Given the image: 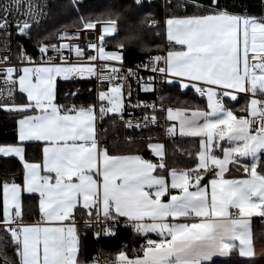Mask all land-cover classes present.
Masks as SVG:
<instances>
[{
    "label": "snow or ice",
    "instance_id": "snow-or-ice-1",
    "mask_svg": "<svg viewBox=\"0 0 264 264\" xmlns=\"http://www.w3.org/2000/svg\"><path fill=\"white\" fill-rule=\"evenodd\" d=\"M132 7L143 8L141 0ZM240 7L187 0L186 14L168 13L163 21L166 50L135 69L123 67L125 41L139 40L135 33L111 50L105 45L120 35L119 12L107 19L79 16L75 30L65 28L57 43H38L39 58L22 46L18 65L8 55L0 57V111L17 117L14 139L0 143V157L21 164L19 180L15 175L0 180V231L6 237L0 244L10 242L14 253L4 264H96V257L81 258L77 212L86 227L97 229L96 237L114 234L121 219L145 237L132 255L122 248L108 264H215L214 257L234 252L254 257L250 221L264 218V15ZM42 15L43 5L35 0H3L0 32L10 36L14 20L17 33L28 35ZM144 22L160 26L151 16ZM91 30L96 39L81 47V36ZM142 69L153 75L139 76ZM77 76L97 77L95 103L59 102L58 78ZM133 77L142 91H156L159 78L169 87L191 89L206 105L165 107L163 96L160 103L132 105ZM241 95L245 105L229 107ZM126 107L151 109L142 117L151 123L162 112L166 135L198 139L188 153L192 165L169 167L165 146L152 137L145 145L151 158L110 151L97 121L115 114L127 128L142 127L131 114L124 121ZM31 143L40 145L39 157H29ZM233 166L237 175L231 174ZM26 194L35 197L39 219L33 222L25 221ZM152 234L155 239L148 238Z\"/></svg>",
    "mask_w": 264,
    "mask_h": 264
},
{
    "label": "trees",
    "instance_id": "trees-1",
    "mask_svg": "<svg viewBox=\"0 0 264 264\" xmlns=\"http://www.w3.org/2000/svg\"><path fill=\"white\" fill-rule=\"evenodd\" d=\"M208 3V0H205ZM134 0H52L49 8V16L47 19L31 28L32 41L29 39L28 48H33L39 42L51 43L54 41L56 33L63 27L74 28L78 24L79 16H92L93 18L100 17L107 19L108 14L121 13L120 35L116 39L105 41L106 47L111 50L117 40L123 39L129 32L135 33L139 40L132 43H126L125 59L126 63H134L137 60L158 52L159 49L167 48V41H164L163 21L164 16L168 13L184 15L185 6L176 0H168L166 3L167 10L163 14V2L161 0H152L149 3H144L143 8L132 7ZM222 5H236V11H242L240 5L245 6L248 11L254 15H264V0H221ZM187 14H191L194 9L190 6L186 9ZM151 16L153 19L160 22L159 27H149L144 22L145 17ZM35 41H34V39ZM162 95L165 100L173 106L180 102H187L192 105H205V99L197 96L191 89L181 90L179 87H169L162 83ZM58 97L60 103H80L90 102L93 99V85L90 80H73V79H58ZM76 92L75 96L66 94ZM19 99V96H17ZM245 105V97L241 95L239 103L229 104L238 110ZM17 117L4 111H0V143L11 142L15 136ZM155 134L157 141L161 142L166 149L167 163L169 167H190L192 165L191 158L188 153L194 151L198 145V139L190 137H182L180 135L167 136L163 138L160 130L148 129L143 130L138 134H133L130 141L125 140L126 130L118 121V116L110 114L105 116L101 121L100 138L108 146L110 151L116 154L137 152L139 151L145 158H151V153L146 149L145 145L148 142V135ZM140 135V137L138 136ZM153 140L152 142H154ZM29 157L40 156V145L31 143L28 145ZM20 162L15 158L0 157V180L6 176L15 175L20 179L19 170ZM232 175H237V170L233 166L231 169ZM206 183V181H205ZM25 221H35L39 219V214L36 211L35 197L25 195ZM77 214H81L77 212ZM79 230L83 239L82 259L85 262L91 261L95 256L106 258L109 261L114 260L115 253H118L122 248L129 255H132L133 249H139L145 242V237L136 233L132 226L121 227L117 226L112 235L101 236V239L94 237L93 231L89 228H84L79 225ZM251 231L253 242L257 243L264 241V220L261 217L252 219ZM148 238L154 239L151 235ZM6 239L5 234L0 231V240ZM13 247L11 243L6 245L0 244V264H4V258L9 260L13 258ZM215 264H264V257L246 258L240 257L238 253H232L230 256L223 258H214Z\"/></svg>",
    "mask_w": 264,
    "mask_h": 264
},
{
    "label": "built area",
    "instance_id": "built-area-1",
    "mask_svg": "<svg viewBox=\"0 0 264 264\" xmlns=\"http://www.w3.org/2000/svg\"><path fill=\"white\" fill-rule=\"evenodd\" d=\"M51 1L52 0H35L36 3L43 5V15L39 17L38 22L35 23L34 25L40 24L47 19V17L49 16V8H50ZM151 1L152 0H141V4L149 3ZM161 1L163 2V4H165V2H168V0H161ZM176 1L180 2L182 4V6H185L187 3V0H176ZM198 2L203 3V4H207V3H205V0H198ZM0 3H3V0H0ZM166 10L167 9H164V12ZM19 18L21 20H23L24 16L20 15ZM14 23H15V21L13 20V27H11L9 29V31L11 33L10 36L6 37L2 32H0V57L8 55L10 57V63L18 65L20 63V52H21L20 46H22L23 50L27 53V55L32 56L33 58H39L40 54L37 50V45L34 46L32 49L28 48L26 45L28 44L29 34L28 35L18 34L17 31L15 30ZM64 30H65V28H61L56 33L55 37H58L59 33L64 31ZM67 30L71 32V31H74L75 29L67 28ZM94 33H95V30H91V31H89V33L87 35H82L80 38V41H79L80 46L85 47L88 41H94L96 39V35ZM51 43H57V39L54 38V41ZM86 51H89V54H92V55L96 54L94 51H91V50L86 49ZM155 54H157V52L151 53L150 55H155ZM49 55H52V53H49ZM64 55H65V57H67L69 60H71L73 62L77 60V57L74 53H69L68 51H65ZM148 56H145L144 58L137 60L134 63L123 62V67L125 69H135L136 66L141 61H146ZM100 68H101V65L98 63L97 64V70L99 71ZM138 75L141 77L147 78L148 76L153 75V73L142 69L139 71ZM70 79H73V80H79V79L90 80L92 82V85H93V99H92V101H90V102L84 101V102H80L77 104H89V103H95L96 102V96H97L96 86L99 83L96 76H84V77L77 76L75 78L70 77ZM129 83L131 84V88H132V97H131V101H130V103L132 105H136L138 101H145L148 104H152L153 102L160 103L159 97H161L163 95H162V84H161L159 78H157L156 91H153V92L142 91L140 89V87H138V82H137L135 77L131 78ZM3 87H4L3 85H0V88H3ZM196 95L199 96V94H196ZM169 105H171V104L167 103L164 100V106L167 107ZM145 112H148L150 115L151 109H146V108H142V107L141 108L126 107V110L124 112V121H127L129 119V114H131V117H132V120L134 123L136 122L137 118H140V123L143 125L140 128H127V127H125L124 122H122L118 116V121L121 123L122 127L126 130V134L124 136L125 140L129 141L128 138L131 137V139H132L133 134H138V133L142 132L143 130H148V129H153V128L160 130L161 136L163 138H166L167 136H169V135H166V131H165L166 128L168 127V124L165 122L164 113L157 112V115L159 117L158 121L156 123H151V122L143 121L142 117H143V114ZM101 121H102V119H98V121H97V130L99 133L101 130ZM138 136L140 137V135H138ZM147 137H152L153 140H155L154 142H159V141H157L156 135L153 133L149 134ZM76 220H77L78 224L81 225L82 227L91 229L93 231V234L97 230L96 228L85 226V222H84L85 217L83 216V214H77ZM117 226L128 227V226H132V225L126 223L125 220L121 219ZM94 237L97 239L102 238V237H96L95 235H94ZM96 258H97L96 261H98L100 264H108V262H109V260L106 258H101L99 256H96Z\"/></svg>",
    "mask_w": 264,
    "mask_h": 264
},
{
    "label": "crops",
    "instance_id": "crops-1",
    "mask_svg": "<svg viewBox=\"0 0 264 264\" xmlns=\"http://www.w3.org/2000/svg\"><path fill=\"white\" fill-rule=\"evenodd\" d=\"M164 37H165V40H166V36H165V31H164ZM167 41V40H166ZM58 79H60V78H58ZM68 79H70V78H68ZM64 80H67V79H64ZM20 98V97H19ZM205 99V105H206V98H204ZM204 105V106H205ZM177 135H179V133L177 132ZM159 143H161V142H159ZM82 214V213H81ZM254 217H259V216H253L252 218H251V221H250V227H251V224H252V219L254 218ZM263 220H264V218H263ZM26 222H33V221H26ZM152 235H154V234H152ZM155 236V235H154ZM156 238V237H155ZM154 238V239H155ZM253 246H254V252H255V255H254V257H264V241H260V242H257V243H255V242H253ZM115 258V257H114ZM214 258H223V257H221V256H216V257H214ZM96 264H100L98 261H96Z\"/></svg>",
    "mask_w": 264,
    "mask_h": 264
},
{
    "label": "rangeland",
    "instance_id": "rangeland-1",
    "mask_svg": "<svg viewBox=\"0 0 264 264\" xmlns=\"http://www.w3.org/2000/svg\"><path fill=\"white\" fill-rule=\"evenodd\" d=\"M166 3L167 2H165V4H163L162 6H163V10L164 9H167L166 7H167V5H166ZM165 12H163V14H164ZM165 18H166V16H164V20H165ZM63 28H67V27H63ZM70 29H74V28H70ZM163 30H164V26H163ZM163 38H164V41H165V37H164V34H163ZM29 39L32 41V35H31V33L29 32ZM34 39V38H33ZM34 41H35V39H34ZM60 79H63V78H60ZM166 101V100H165ZM167 102V101H166ZM168 103V102H167ZM170 104V103H169Z\"/></svg>",
    "mask_w": 264,
    "mask_h": 264
}]
</instances>
